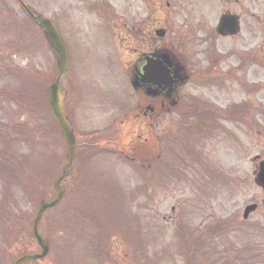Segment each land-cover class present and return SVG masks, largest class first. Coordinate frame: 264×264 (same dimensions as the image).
Wrapping results in <instances>:
<instances>
[{
	"label": "rangeland",
	"instance_id": "rangeland-1",
	"mask_svg": "<svg viewBox=\"0 0 264 264\" xmlns=\"http://www.w3.org/2000/svg\"><path fill=\"white\" fill-rule=\"evenodd\" d=\"M24 1L34 11L53 17L66 42L69 71L60 86L70 89L67 99L72 100L76 129L81 133L107 126L110 113L120 112L108 101L115 104L132 100L127 96L130 88L119 73V64L128 62L136 47L141 48L140 38L111 46L108 26L100 25L104 22V10L89 4L104 0ZM111 1L117 30L123 23L127 26L138 23L146 14L144 0ZM261 11L264 12V0ZM19 18L22 21L25 16L15 1L0 0V241L4 230L10 241L7 246L10 258L38 250L31 232L37 193H24L23 186L11 182L12 168H17L14 172L20 177L22 174L28 177L30 162L37 160L35 178L44 189L58 169L54 164L55 169L51 174L47 171L49 176H46L42 164L47 163V152L57 161L61 159L60 166L64 160L63 144L49 128L44 97V89L56 73L55 60L39 31L29 29V35H18ZM114 30L110 29L111 34ZM119 39L124 40L123 35ZM17 41L23 45L19 51L11 47ZM181 49L185 51L184 46ZM192 50L194 46L186 47V51ZM36 78L39 82H35ZM261 83L257 101L252 94L243 95L249 112L252 111L251 124H222L235 137L216 132L212 139L201 135L193 142L188 127L195 125L196 118H180L179 122L185 126L183 133L182 129L178 130L181 142L188 135L196 154L192 158L180 145L165 151L161 160L172 159L174 152L182 157L177 160L181 164L175 165V172L170 174H162L159 160L141 175L115 152L114 148L127 147L134 130L137 127L140 130L139 123L132 125L125 121L115 124L113 129L107 126L116 138L115 144L107 143L103 150L81 161V169L77 171L75 167L62 182L68 192L60 205L44 212L40 223L42 236L50 241L49 253L31 264H62L66 255L77 256L83 259L82 263L90 264L81 255L85 253L82 243L97 238L94 229L88 232L86 227H101L97 214L108 218L107 230L113 231L108 246L112 262L104 264H187L189 243L197 240V243L204 240L206 248L215 244L217 249L226 250L214 264H264V194L253 184L251 161L255 154L264 157V72ZM185 89L202 100L208 96L204 85H188ZM224 93H214L221 103L241 97ZM170 129L166 122L154 127L158 134L169 133V136ZM151 151L153 160L157 147ZM52 195L51 191L48 197ZM253 201L258 207L244 222L242 209ZM74 206H79L82 212L86 210L94 221L84 219L85 214L81 213L78 219L84 221H67L69 230L65 231L64 222L74 214ZM81 228L83 232L79 231ZM60 229L62 235L54 233Z\"/></svg>",
	"mask_w": 264,
	"mask_h": 264
},
{
	"label": "flooded vegetation",
	"instance_id": "flooded-vegetation-1",
	"mask_svg": "<svg viewBox=\"0 0 264 264\" xmlns=\"http://www.w3.org/2000/svg\"><path fill=\"white\" fill-rule=\"evenodd\" d=\"M89 4L104 10L102 18L109 22V30L115 28L114 38L123 35L120 43L138 38L141 42V48L136 47L129 61L121 64L134 100L119 117L110 113L113 122L127 120L141 127L134 130L126 148L118 149L124 158L144 166V144L149 146L154 139L150 137L154 127L166 122L175 128L178 119L201 113L191 110L200 98L185 89L188 85H204L208 90L203 112L207 138L212 139L216 132L235 137L223 122L241 125L246 110L252 112L244 93L257 101L262 85L261 0H144L146 14L140 24L123 23L119 30L111 0ZM221 19L224 33L216 30ZM181 46L185 51L194 46V50L185 52ZM215 91L241 97L221 103ZM62 106L64 112L70 110L66 106L65 111L64 103ZM252 109L255 113L254 104Z\"/></svg>",
	"mask_w": 264,
	"mask_h": 264
},
{
	"label": "water",
	"instance_id": "water-1",
	"mask_svg": "<svg viewBox=\"0 0 264 264\" xmlns=\"http://www.w3.org/2000/svg\"><path fill=\"white\" fill-rule=\"evenodd\" d=\"M26 12L28 13L30 19L35 22L40 28L43 29L44 37L46 41L48 42L55 58H56V65H57V74L55 76V80L53 83H51L47 90V102L50 107L51 114L56 121L59 130L63 136L65 146L67 148L68 154H67V159L63 164V167L61 169V175L57 180V188L58 191L56 193V197L50 201L46 202L42 200L36 211V215L33 219V234L38 242V244L41 246L42 250L40 253L37 254H27L19 257L17 260L12 262L11 264H24L27 261L34 260L37 258H40L44 256L47 251H48V243L47 241L43 240L40 233H39V221H40V216L43 212L44 209L47 207L54 206L57 204L63 194H64V188L60 185H58V182L61 180V178L67 174L68 166L71 163L72 156H73V150H74V133L72 131L70 122L68 118L63 115L62 109H61V101L64 97V90L59 89V80L63 75L66 74L67 72V52L65 45L63 43L62 38L60 37L58 30L54 23L49 19L44 16H41L39 14H34L32 13L29 8L21 1L19 0ZM221 31V30H220ZM254 181L260 185L263 190H264V160H261L258 164V171L256 173V176L254 178ZM256 208V204H250L245 207L243 211V217L246 218L249 214L250 211L254 210Z\"/></svg>",
	"mask_w": 264,
	"mask_h": 264
},
{
	"label": "trees",
	"instance_id": "trees-1",
	"mask_svg": "<svg viewBox=\"0 0 264 264\" xmlns=\"http://www.w3.org/2000/svg\"><path fill=\"white\" fill-rule=\"evenodd\" d=\"M23 24H24V26H28V21L23 19L21 24H19L20 25V27H19L20 30L18 29V31H17L18 34L22 35V33L23 34L28 33V35H29L30 31H29L28 27H24ZM30 38L33 39L32 36ZM22 46L23 45L21 44L20 48ZM24 47H25V45H24ZM32 81H33V79H32ZM51 120H52L53 123L51 125H49L50 131L53 132V127H54V129H56L57 132H58V129H57L52 117H51ZM96 132L97 131H93V132H90L89 134H95ZM84 151L87 152L88 150L85 149ZM95 152H97V150ZM48 185L51 187V184H48ZM40 187H42V186L40 185ZM50 189H53V186ZM38 192L41 193V190H39ZM74 207H75L74 208V212H73L74 214L70 217V221L74 222V220H77L79 222H82V221H84V219H87L88 221L89 220L90 221H94V218L90 217L91 215H88L86 210H84L82 212V210L80 209L79 206H74ZM81 213L85 214L84 215V219L79 220L78 219V215L81 214ZM83 214H81V215H83ZM96 217L101 222L100 223L101 227H100L99 234H100V237H101L100 240H101L102 244H100V248L103 249L107 245L108 238L110 237L109 230H105V231L102 230V228L104 227V224L108 223V221H106V220H108V218H105L104 216H102L103 218H100V216L98 214H97ZM183 238H184V241L187 240V238H185L184 236H183ZM197 241H192V242L189 243V246H188V249H187V264H214V262L218 258H220L221 253H224V254L227 253L225 249H223V250L217 249L218 246L216 247L215 244L213 245L212 248H206L207 245H206V242L204 240L202 242H200V243H197ZM184 243L186 245V242H184ZM91 255L93 257H96L98 255V253H93L92 252ZM62 259H64V258H62ZM81 259L82 258L77 259V258H73L72 256L66 255V258L64 260H62L61 263L62 264H82L81 261H78V260H81ZM99 264H101V261L99 262Z\"/></svg>",
	"mask_w": 264,
	"mask_h": 264
}]
</instances>
